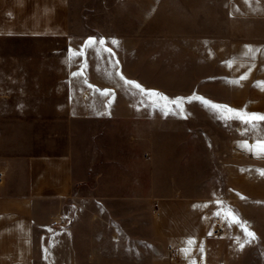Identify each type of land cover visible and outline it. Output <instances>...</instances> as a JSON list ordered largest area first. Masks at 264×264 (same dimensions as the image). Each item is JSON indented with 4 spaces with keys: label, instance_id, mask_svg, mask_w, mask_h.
<instances>
[{
    "label": "rangeland",
    "instance_id": "rangeland-1",
    "mask_svg": "<svg viewBox=\"0 0 264 264\" xmlns=\"http://www.w3.org/2000/svg\"><path fill=\"white\" fill-rule=\"evenodd\" d=\"M73 13L77 40L97 42L76 49V57L99 60L90 66L93 74L118 76L108 88L107 107L97 101L92 108L93 116L105 118L100 140L109 153L97 154L105 175L80 188L67 209L70 217L38 247V259L164 264L169 249L155 228L163 223L157 197L164 195L165 154L178 155L181 146L194 152L198 139L227 138L233 129L237 140L245 127L264 135V120L251 119L264 108H247L249 94L258 102L264 83V0H73ZM51 101L0 97V112L6 110L0 123L12 125L22 148L40 151L37 131H49L57 119ZM114 117L121 128L114 127ZM115 137L123 139L125 173L133 164L132 191H116ZM153 173L155 198L142 190V184L151 188L146 182Z\"/></svg>",
    "mask_w": 264,
    "mask_h": 264
},
{
    "label": "crops",
    "instance_id": "crops-1",
    "mask_svg": "<svg viewBox=\"0 0 264 264\" xmlns=\"http://www.w3.org/2000/svg\"><path fill=\"white\" fill-rule=\"evenodd\" d=\"M95 45L77 40L73 0H0V97L52 98L57 108L49 131L35 135L40 151L22 148L12 125L0 123V264H41L37 249L66 223L77 192L105 175L97 155L109 153L100 140L105 118L92 108L97 101L107 107L105 93L118 76L93 74L90 66L102 63L75 55ZM261 85L258 102L250 93L247 108H264ZM231 135L165 154L164 195L157 197L163 223L155 228L169 249L164 264H264V135L251 127L239 140L235 129ZM122 141L110 144L117 192L137 186L133 164L125 173ZM154 180L155 173L146 182L151 188L142 184L153 198Z\"/></svg>",
    "mask_w": 264,
    "mask_h": 264
},
{
    "label": "snow or ice",
    "instance_id": "snow-or-ice-1",
    "mask_svg": "<svg viewBox=\"0 0 264 264\" xmlns=\"http://www.w3.org/2000/svg\"><path fill=\"white\" fill-rule=\"evenodd\" d=\"M90 41H92L93 38H89ZM101 43H104V41H101ZM128 83H132V82H128ZM137 87H139V85H137ZM105 95H107V93H105ZM252 120H264V115H260V116H256V115H253L251 117ZM264 146V145H262ZM248 235L252 236L253 234L252 233H248Z\"/></svg>",
    "mask_w": 264,
    "mask_h": 264
},
{
    "label": "built area",
    "instance_id": "built-area-1",
    "mask_svg": "<svg viewBox=\"0 0 264 264\" xmlns=\"http://www.w3.org/2000/svg\"><path fill=\"white\" fill-rule=\"evenodd\" d=\"M4 181V174L2 172H0V186L3 184ZM223 233L221 228H217V230L215 231V235L217 236H221Z\"/></svg>",
    "mask_w": 264,
    "mask_h": 264
}]
</instances>
